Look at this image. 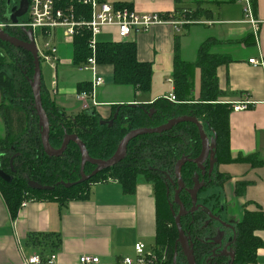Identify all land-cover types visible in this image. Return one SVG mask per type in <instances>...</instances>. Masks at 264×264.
I'll return each mask as SVG.
<instances>
[{"label":"trees","instance_id":"trees-1","mask_svg":"<svg viewBox=\"0 0 264 264\" xmlns=\"http://www.w3.org/2000/svg\"><path fill=\"white\" fill-rule=\"evenodd\" d=\"M250 1L254 8L256 0ZM5 2L6 0H0L3 8ZM62 2L72 6L77 19L80 16L89 18V9L78 0H62ZM187 12V17H197L196 11L191 14L189 10ZM0 20L8 19L0 13ZM6 32L19 39H26L22 31L14 33L7 30ZM89 38L88 30L82 28L70 40L71 62L76 67L83 64L90 56ZM215 43L213 39L204 41L197 50L195 60L187 62L180 58L179 40L175 38L172 93L175 95L176 102L159 98L149 104L132 106L114 104L109 118H112L117 108L118 113L111 126L102 124L101 120L104 119L95 111L94 113L80 111L71 116L65 114L42 88V106L50 125L48 139L50 147L56 150L61 146L66 134H76L92 159L108 160L114 155L122 138L129 131L137 128H153L166 123L169 119L190 115L214 135L215 164L232 162L229 152L228 123L231 112L230 103L223 101V92L217 86L216 76L217 67L227 62V59L224 55L211 51ZM95 59L98 66L112 67V79L115 85L131 86L138 92L149 90L152 77L151 63L137 59L135 42L98 41ZM196 68L200 71L197 97L194 96L193 86V74ZM32 74L31 54L0 40V116L4 124V134L0 136V171L5 176V178L0 176V194L11 219L16 217L22 204L30 200L48 199L65 204L70 200L85 199L92 184L108 179L119 182L125 192L133 193L138 180L142 178L153 186L157 202L154 247L165 253V264H172L177 237L176 226L169 209L171 194L173 198L177 187L174 167L177 161L187 159L180 166L179 172L183 190L190 188L193 184V175L198 171L196 164L189 161L200 153L197 127L192 123L183 122L162 133L140 134L129 141L121 161L94 176L75 183L83 176L89 175L95 166L82 161L75 142H70L59 156H49L43 151L41 128L29 83ZM89 89V81L76 84V92ZM242 159L252 161L251 164L256 161L253 156L239 158V160ZM164 173L170 174V182L163 177ZM30 182L52 186V189H33ZM66 183L75 184L67 187ZM184 194V197L180 196L181 201L189 202L188 193L184 192ZM159 199L165 203L166 218L164 215L163 219L158 211ZM167 220H170L169 227H166ZM183 222L181 226L185 229V222ZM186 224L189 225V223ZM259 229H264V211L259 208L252 211L245 210L237 224L234 246L236 264L254 263L256 250L261 243L254 232ZM37 235H31L33 238H30V243L39 241L44 245L45 242V245L49 247V240H51L53 245L59 244L57 235L54 241L51 234ZM52 247L54 246H50Z\"/></svg>","mask_w":264,"mask_h":264},{"label":"crops","instance_id":"crops-1","mask_svg":"<svg viewBox=\"0 0 264 264\" xmlns=\"http://www.w3.org/2000/svg\"><path fill=\"white\" fill-rule=\"evenodd\" d=\"M106 2L125 3L141 13L189 10L191 14L196 11L197 17L192 20H206L211 24H187L179 33L169 25H158L137 35L133 40L137 59L151 63L149 90L138 92L131 87L125 94L113 96L106 85L118 89L126 86L113 83L111 66L99 65L97 71L104 77L105 85L96 92L95 99L100 104L95 107V112L101 118L108 119L114 104H149L165 98L173 92L175 38L179 40L180 58L187 62L195 60L197 50L204 41L213 39L216 43L211 51L227 59L216 69L217 86L223 92L222 99L232 102L248 93L253 106L229 114V152L232 162L215 164L216 176L226 179L214 185L218 194L212 193L211 196L226 202L224 215L236 222L242 219L245 210L259 208L264 211V65L248 62L250 58L264 60V0H256L253 8L258 20L256 29L241 22L243 6L237 0ZM61 54L64 55V52ZM54 75L57 79V73ZM80 75L78 77L75 74L77 78H74L72 87H58L56 81L55 88L48 92L41 85L45 94L69 116L81 111L75 99L76 84L89 81L91 77ZM193 86L194 95L197 96L200 87V71L197 68L193 74ZM203 129L209 136L212 135L211 131L205 127ZM3 134L4 124L0 116V136ZM249 156L256 158L255 163L239 160ZM156 226L154 188L142 178L138 180L133 193L125 192L119 182L108 179L92 184L85 199H74L65 204L48 199L30 200L18 210L14 219H11L0 194V264H23L33 254H40L44 258L52 253L56 255L55 264H79L82 255L97 256L101 264H116L126 256L135 257L133 245L136 242L154 246ZM39 233L51 234L53 241L59 236V244L55 246L51 240L49 247L44 241L45 246L39 241L30 243V238H33L31 235ZM254 234L261 242L256 250L254 264H264V229L256 230Z\"/></svg>","mask_w":264,"mask_h":264},{"label":"built area","instance_id":"built-area-1","mask_svg":"<svg viewBox=\"0 0 264 264\" xmlns=\"http://www.w3.org/2000/svg\"><path fill=\"white\" fill-rule=\"evenodd\" d=\"M243 3V15L241 22L248 23L254 29L258 26V20L254 15L253 7L250 0H238ZM90 11L88 19L80 16L77 19L74 15L72 6L65 5L62 0H27L26 12L23 19L18 18L17 22L6 20V24H0V28L11 27L21 31L30 29L33 41L37 49L39 61L43 60L48 63L53 70L59 61L58 47L55 41L61 37L71 38L82 28L90 33L88 47L90 56L86 61L77 67L79 71L90 73V89L82 90L75 93V99L79 102L81 111L94 113L98 103L95 99L97 90L105 85L104 77L97 71V62L95 59V50L97 45V35L104 33H113L116 40L133 41L141 33L150 31L158 25H169L173 30L179 33L185 25L200 22L202 24H211L206 20L194 21L187 17V10L177 12H137L127 5H116L106 2V0H78ZM4 30V29H3ZM42 39V45L36 44V36ZM253 65H264L263 58L248 59ZM56 85V75L52 81V88ZM171 102H176L175 95L169 93L166 97ZM224 101V100H223ZM226 102V101H225ZM230 103L231 112L248 110L253 106L248 93ZM25 203L22 204L24 206ZM135 257H124L116 264H165L166 255L154 246H147L143 242H136L133 245ZM56 255L52 253L48 257H42L40 254H33L24 260L23 264H55ZM79 264H101L99 257L82 255L79 258ZM254 264V263H248Z\"/></svg>","mask_w":264,"mask_h":264},{"label":"water","instance_id":"water-1","mask_svg":"<svg viewBox=\"0 0 264 264\" xmlns=\"http://www.w3.org/2000/svg\"><path fill=\"white\" fill-rule=\"evenodd\" d=\"M5 4H6V10H7L5 16L11 22L16 23L18 18L20 16L24 15L26 12L27 0H20L19 1L18 5H17L18 10L16 12H12L13 9L9 10L10 0H6ZM21 31L26 36L25 40L19 39L16 36L10 35L8 32H6L5 30L0 28V40L14 46L15 48L22 49V50L30 53L32 56L33 74H32V77L29 79V83H30L32 95H33L34 109H35V112H36L37 117H38V124L41 128V143H42L43 151L49 156H59L65 151L67 145L70 142H75L78 145L82 161L88 162V163L95 166V168L93 169V171L89 175L83 176L81 179H79L75 183L81 182L90 176H94L95 174H97V173L117 164L119 161H121L125 156V153L127 150V145L129 143V141L131 139L135 138L136 136L140 135V134L162 133L164 131L170 130L175 125H177L179 123H183V122L192 123L197 127V131H198V135H199V139H200V153L196 158L189 159V161H192L193 163L196 164L198 171L195 172L193 175L192 186L188 189H185L189 195V198H190L191 208L188 211H185V208L182 205H180V201H179V194L181 193L182 189H184L183 184L181 182V178H180L179 168L182 164H184L187 161V159H181V160L177 161V163L175 164V167H174V177L176 180L177 187L173 193V203H177L179 205V212L177 214H175L174 211H171V212H172V216H173L174 223L176 226V230L178 233L176 243L179 244V246H180L181 252L186 259V264H198V261L194 255V251H193V243H192V241H190L189 237L184 233V231L181 227L180 218H181V216H183L187 212L193 213L198 208H201L204 210L205 214L209 217L210 220L213 219V220L217 221L220 226H223V222L218 217L214 216L211 213L209 208L197 203L198 193L201 189L206 188L208 182H210V179H208V178L211 175L212 169L214 167V163H215V159H214L215 137H214V135L212 134L211 136H209L204 131L203 125L194 116L183 115V116H178V117L169 119L166 123L159 125V126H156V127H153V128H147V127L146 128H137V129H133V130L129 131L122 138V140L118 146V149L116 150L114 155L108 160L92 159L89 156V154L85 148V145L81 142V140L78 138V136L76 134H66L62 140L61 146L56 150L52 149L49 145V140H48L49 139L50 125H49L47 115L45 114V111L43 109L42 100H41V85H42L41 82L42 81H41L40 62H39V58L37 55V49H36L35 43L33 41V36H32L31 30L30 29H22ZM135 104L136 103H129L128 105L132 106ZM117 113H118V108L114 112L112 118L101 120V123L111 126L114 119L117 117ZM207 159H209L210 164H209V169L207 170V174H206L205 162L207 161ZM164 175H166L169 180L171 179L170 174L164 173ZM0 176L5 178L4 174L1 171H0ZM205 179H207V180H205ZM75 183H66L65 186L69 187ZM30 186L33 189H37V190H50V189H52V186L39 185V184H35L34 182H30ZM214 229L217 232H216V235H214L212 238H210V241L213 245L216 246V248L211 251V255L217 256V257L230 256L231 260L228 262V264H233L234 254L233 253H229V254L226 253V248H227L228 244L223 246L222 250H220L218 252L216 251L219 247L222 246L223 231L219 230V228H215V227H214ZM176 257H177V251L175 249L172 264H176Z\"/></svg>","mask_w":264,"mask_h":264},{"label":"flooded vegetation","instance_id":"flooded-vegetation-1","mask_svg":"<svg viewBox=\"0 0 264 264\" xmlns=\"http://www.w3.org/2000/svg\"><path fill=\"white\" fill-rule=\"evenodd\" d=\"M20 1V0H19ZM16 6L13 8L12 12H16L18 10V2L15 4ZM10 10V8H9ZM6 4H4V11L3 15L6 18ZM23 16V15H22ZM209 159L205 162V169H206V174L207 170L209 169ZM215 167V163H214ZM214 167L212 169L211 175L209 176L208 179H210V182H208L206 187H212L215 185V179L216 174L214 171ZM169 181L166 175H163ZM171 177V176H170ZM207 180V179H205ZM170 182V181H169ZM172 188H174L172 186ZM188 189V188H187ZM167 194L169 193V189L167 188ZM186 192L185 190L182 189L181 193L179 194V201L180 205H182L185 208V211H188L191 208V202L189 199V202L185 201L182 202L180 199L181 197H184ZM173 199V198H172ZM204 199V198H203ZM211 200V202H209ZM171 199L169 200V209L171 211H176L177 213L179 212V205L177 203H173ZM182 202V203H181ZM197 203L201 204L203 206H206L207 208L210 209L211 213L218 217L222 222L223 226H220L219 223L215 220H210L209 217L205 214L204 210L201 208H198L195 210L193 213L187 212L180 218V223L183 222L185 224V229L182 227L184 233L189 237L190 241L193 243V251L196 259L199 260L201 257L203 260H199L198 264H228V262L231 260L230 256H223V257H217V256H212L211 251L216 248L215 245H213L210 241V238H212L214 235H216L215 228H219V230L223 231V239H222V246L219 247L216 251H220L223 249V246L228 244L226 248V253H233L234 258H233V264L235 263V241H236V236H237V224L238 222L227 218L224 213H225V205L226 202H224L223 199L215 200V199H209L208 201L199 202V194L197 196ZM176 209V210H174ZM176 213V214H177ZM172 214V212H171ZM201 215L200 217H198ZM173 217V216H172ZM203 217V218H201ZM174 220V219H173ZM208 221V222H207ZM186 223H189L187 225ZM178 235V233H177ZM177 239V237H176ZM177 251V264H186V259L184 255L181 252L179 244L175 243V248L174 251Z\"/></svg>","mask_w":264,"mask_h":264},{"label":"rangeland","instance_id":"rangeland-1","mask_svg":"<svg viewBox=\"0 0 264 264\" xmlns=\"http://www.w3.org/2000/svg\"><path fill=\"white\" fill-rule=\"evenodd\" d=\"M17 2L19 3V0H10V5H9L10 10H12L16 6L15 4H17ZM237 2H239V1L237 0ZM239 3H241V2H239ZM241 5L243 6L242 3H241ZM3 11H4V8L0 5V13L2 14ZM242 15H243V11H242ZM23 17L24 16H20L19 19L22 20ZM240 18L242 19V17H240ZM6 23H7L6 20H0V24H6ZM185 28L186 27H184V29ZM3 29L5 31H7V30L12 31L14 33L19 32L17 29H13L11 27H6ZM109 30L110 29L108 28L106 31H109ZM106 31H104V33H102L100 35H97V37H96L97 41H113L114 39H116L115 34H113V33L107 34V33H105ZM38 35L39 34L37 33L36 44L39 47H41L42 39ZM55 44L58 47V56L60 58L59 62H57V64H56V69L53 70V68L43 60L39 61L40 62V71H41V81H42L41 83L43 84L44 88L48 92H52V81H53L55 73H57L56 81H57L58 87H63V86L72 87L74 85V83H73L74 78L76 77L75 74H77L78 77L80 74H81L80 75L81 77H89L90 76V74H88L89 72L78 71L77 67L72 64V62H71L72 47H71L70 39L61 37L59 40L55 41ZM62 52H64V55L61 54ZM13 53H15L14 50H13ZM7 60H9V59H7ZM7 74L8 75L10 74L9 71H7ZM100 88H104V86H102ZM115 88H117V87L111 88V85H109V86L106 85V89H109L110 93L112 92L111 94L113 96H121V94H125L126 90L131 89V86H126V87H123L120 89H118L119 87L117 89H115ZM195 97H197V96H195ZM205 129H207V127H205ZM224 181H225V177L219 175L215 179V184H217L218 182L220 183V182H224ZM215 188L216 187L212 186V187H206V188L201 189L198 193L199 194V202L204 203V201H208L211 198L213 199V196H211V195H213L212 193L218 194V191H216ZM170 199L173 202L172 194H171ZM158 202H159L158 211H159L161 219H163L164 215H165V212H164L165 203H164V201H162V199H159ZM209 202H211V200ZM174 210H176V209H174ZM163 212H164V214H163ZM174 212L176 214L177 210ZM165 218H166V215H165ZM201 218H203V217H201ZM168 223H170V220H167L166 227L170 226ZM199 260H203V259L200 257ZM199 260L197 259L198 262H199Z\"/></svg>","mask_w":264,"mask_h":264}]
</instances>
